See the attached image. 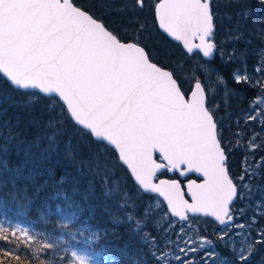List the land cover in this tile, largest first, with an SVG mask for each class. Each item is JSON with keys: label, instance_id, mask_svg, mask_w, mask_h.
<instances>
[{"label": "water", "instance_id": "95a60500", "mask_svg": "<svg viewBox=\"0 0 264 264\" xmlns=\"http://www.w3.org/2000/svg\"><path fill=\"white\" fill-rule=\"evenodd\" d=\"M211 1L158 0L159 30L212 60ZM0 74L17 89L57 97L172 216L234 222L238 187L200 80L186 95L142 45L120 40L73 0H0Z\"/></svg>", "mask_w": 264, "mask_h": 264}, {"label": "trees", "instance_id": "16d2710c", "mask_svg": "<svg viewBox=\"0 0 264 264\" xmlns=\"http://www.w3.org/2000/svg\"><path fill=\"white\" fill-rule=\"evenodd\" d=\"M73 2L106 27L114 28L95 0ZM153 2L148 1V10L154 18ZM212 10L216 53L211 61L234 92L229 94L227 109L221 105L214 109L212 100H208V108L217 122L228 169L236 184L235 172L242 169L240 162L247 161L251 189L240 198L238 195L236 201L245 196L246 220L255 219L253 262L264 264V207H257L264 196V119L258 122L244 118L252 100L264 95V0H213ZM118 33L121 39L128 35ZM159 35L162 44L153 45L159 48L166 43L168 49L186 56L179 43L161 31ZM141 40L152 61L174 68L168 54L160 50L157 53ZM244 67L247 76L235 79L236 71ZM258 67L261 72L256 71ZM261 109L264 114V107ZM138 188L116 151L77 126L57 97L17 89L0 74V220L21 222L45 232L62 229L101 264H107L108 259L114 264H138L137 258L141 264H166V257L143 262L127 228L130 219L140 221L143 230L154 237L157 252L171 247L166 233L157 230L145 207L152 196L143 192L130 196ZM238 191L240 194L239 186ZM61 214L65 215L64 221ZM14 232L10 226L0 229V248L1 244L20 247L19 252H0V264H49L48 255L32 258L37 257L31 253L35 242L25 243V236ZM42 244L47 245L46 241ZM42 252L39 248L38 255ZM142 252L144 247L140 248Z\"/></svg>", "mask_w": 264, "mask_h": 264}, {"label": "rangeland", "instance_id": "374dc122", "mask_svg": "<svg viewBox=\"0 0 264 264\" xmlns=\"http://www.w3.org/2000/svg\"><path fill=\"white\" fill-rule=\"evenodd\" d=\"M148 1L95 0L99 4L100 9L108 15L110 22L115 28L109 27V29L118 37V31L120 33H128L129 36L127 35L123 38L124 40L119 37L122 41L129 38L128 41L136 42L145 47L141 42V39H144L149 43L152 50L156 52L160 50L170 56L169 58L174 64V68L171 67L172 69L170 70L177 74L175 78L186 95H188L193 84L200 80L207 94V103L208 100H212L215 105L214 109L219 108L220 105L221 108L227 109L230 102L229 94L234 92V90L228 85L224 74L215 63L205 59L198 51L192 55L187 53L185 56L176 49H168L166 43H164L165 46L160 45L159 48L153 45L154 43H161V37L155 17L153 18L152 12L148 10ZM152 1H154L155 5L156 0ZM256 71L261 72L262 68L258 67ZM236 72L235 79L237 80L247 76L245 67L242 70L238 69ZM262 107H264V95L255 97L244 112V118L246 120L250 118L257 119L258 122L262 121L264 119ZM65 110L67 111L66 107ZM218 120L220 121V117ZM225 141L227 143L226 139ZM240 164L242 169L235 172V179L241 189L239 198L242 194L246 195V192L251 189V179L247 176V173L250 172L247 169V161L244 160ZM140 192L142 193V190L138 188V191L134 190V193L130 194V196L133 197ZM151 196L152 199L146 202L145 207L153 216L157 230L160 229L162 234L166 233L171 247L163 252H157L156 248H154V237L150 231L147 229L143 230L144 227L141 226L140 221L135 222L130 219V224L127 225V228L130 229V235L134 237L137 243V255H141L144 259L143 262L147 258L150 261V259L155 260L156 258L159 259V257H166V264H258L253 262L255 255L252 241L254 239L255 219L246 220L247 202L245 196L242 201H236L232 206L235 220L229 226V229L227 228L228 230L225 231L218 230L215 227V222L209 217L190 216L188 220H178L169 213L159 196ZM263 202L264 196L257 204L260 210L264 207ZM61 220H65L64 214H61ZM6 226H10L15 231L14 233H18L21 237L24 235L25 240L23 239V241L25 243L31 244L35 242L31 253L37 255V257L32 258L41 259L45 254V256L48 255L49 257V264H101L98 257L95 258L79 247L76 241L69 239L63 234L62 229L45 232L21 222H10L7 219L0 220V229ZM43 241H46V247H43ZM141 247H144L142 254L140 253ZM17 248L20 247L1 244L0 252L2 254L11 253V251L19 252ZM39 248L43 250L41 255H38ZM128 257L125 256V258ZM107 262V264H114L112 259H108ZM135 263L141 264V260L137 258Z\"/></svg>", "mask_w": 264, "mask_h": 264}, {"label": "flooded vegetation", "instance_id": "af4514ba", "mask_svg": "<svg viewBox=\"0 0 264 264\" xmlns=\"http://www.w3.org/2000/svg\"><path fill=\"white\" fill-rule=\"evenodd\" d=\"M233 214H234V211H233ZM234 220H235V215H234ZM215 227L218 229V230H228L229 229V226L225 227V228H219L218 225L215 223ZM228 228V229H227Z\"/></svg>", "mask_w": 264, "mask_h": 264}, {"label": "bare ground", "instance_id": "6f19581e", "mask_svg": "<svg viewBox=\"0 0 264 264\" xmlns=\"http://www.w3.org/2000/svg\"><path fill=\"white\" fill-rule=\"evenodd\" d=\"M261 59H262V62H263V61H264L263 58H261ZM259 64H260V63H257V65H259Z\"/></svg>", "mask_w": 264, "mask_h": 264}]
</instances>
